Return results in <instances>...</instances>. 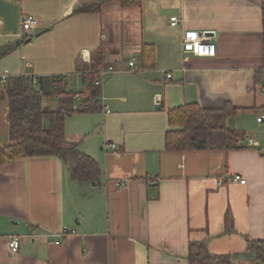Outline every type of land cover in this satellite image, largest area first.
Returning <instances> with one entry per match:
<instances>
[{
	"label": "crops",
	"instance_id": "1",
	"mask_svg": "<svg viewBox=\"0 0 264 264\" xmlns=\"http://www.w3.org/2000/svg\"><path fill=\"white\" fill-rule=\"evenodd\" d=\"M82 1L0 0V48L21 43L0 60V145L10 144L5 74L65 77L80 92L77 63L91 64L98 48L113 69L101 110L66 122L68 139L97 162L94 182L72 180L55 156L0 166V264H189V246L202 242L233 264H255L248 241L264 240V0H142L130 10L115 1L99 14H76ZM27 15L40 27L22 41ZM187 31L212 34L216 56L185 55ZM146 46L153 69L142 68ZM193 103L236 108L228 126L247 136V149L169 151L168 111ZM106 142L117 148L105 152ZM65 229L76 233L61 239ZM11 236L22 240L18 253L8 248Z\"/></svg>",
	"mask_w": 264,
	"mask_h": 264
},
{
	"label": "trees",
	"instance_id": "2",
	"mask_svg": "<svg viewBox=\"0 0 264 264\" xmlns=\"http://www.w3.org/2000/svg\"><path fill=\"white\" fill-rule=\"evenodd\" d=\"M115 1L123 10L142 7V0H85L76 7L75 13L99 14ZM262 9L264 13V5ZM20 46L17 42L0 48V60ZM91 59V64L77 63L83 81L80 92L68 89L65 77L16 76L8 79L2 97L6 96L9 102L10 144L0 145V166L20 158L55 156L69 169L72 180L94 182L97 179V162L68 139L66 129L70 116L101 110L103 88L99 82L100 73L105 70L103 49L93 51ZM142 62L144 69L155 67L154 48L144 47ZM261 76L258 71L257 82H261ZM52 97L58 100V107L53 110L45 104V99ZM77 97L81 99L78 105ZM236 113L237 109L230 104L219 110L204 109L196 103L171 109L168 111L171 129L166 133V148L175 152L246 150L247 136L228 126ZM148 182L153 185L150 178ZM248 252L254 255L255 264H264V240L248 241ZM233 259L231 254H212L205 242L189 246V264H233Z\"/></svg>",
	"mask_w": 264,
	"mask_h": 264
},
{
	"label": "built area",
	"instance_id": "3",
	"mask_svg": "<svg viewBox=\"0 0 264 264\" xmlns=\"http://www.w3.org/2000/svg\"><path fill=\"white\" fill-rule=\"evenodd\" d=\"M10 1H19V0H10ZM170 24L173 27H176L180 24V20L178 17L174 16L170 19ZM21 26H22V34H21V39L24 41L26 38L29 37V35L33 34L36 30L39 29L40 27V20L35 17V16H23L21 19ZM212 34H209L207 32H199V31H187L183 35V52L184 54H189L193 55L196 57L200 58H207V57H215L217 54V46L213 42L212 39ZM83 60L85 62H89V57L83 54L82 56ZM131 67V72L132 73H137L139 72L136 68V62L135 60L130 61L129 63ZM112 68L110 70H105L100 73V82L99 84L101 85V88H104V84L110 73L112 72ZM166 77L168 79H171L173 75L171 73L166 74ZM10 77L8 75H4L2 77V84L5 86L8 82V79ZM162 104V95H156L154 98V106L155 107H160ZM106 113L109 114L110 109L108 107L105 108ZM258 123H263L264 122V114H262L258 118ZM252 144V141H250ZM117 146L115 144L111 143H105L103 146V149L105 152L110 151V150H115ZM227 178H224L220 180L219 186L224 185L225 180ZM233 182H239L242 185L246 184V180L241 178L239 175L232 176ZM151 184H154L156 181V177H151L150 178ZM123 185V184H122ZM76 232L71 229H65L61 234L58 235L61 239H64L68 234H75ZM22 244V240L18 236H11L8 238V248L11 252L13 253H18L20 251ZM59 244V241L57 242Z\"/></svg>",
	"mask_w": 264,
	"mask_h": 264
},
{
	"label": "rangeland",
	"instance_id": "4",
	"mask_svg": "<svg viewBox=\"0 0 264 264\" xmlns=\"http://www.w3.org/2000/svg\"><path fill=\"white\" fill-rule=\"evenodd\" d=\"M70 82H71V79H70ZM78 89V86L76 87L75 86V90H77ZM45 101H46V107L48 108V109H56V107H57V98L56 97H52V98H48V99H45Z\"/></svg>",
	"mask_w": 264,
	"mask_h": 264
}]
</instances>
